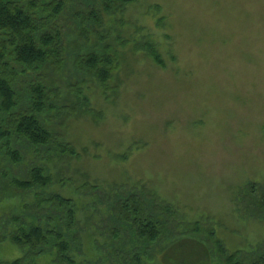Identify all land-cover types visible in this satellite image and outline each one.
Returning a JSON list of instances; mask_svg holds the SVG:
<instances>
[{"label":"rangeland","instance_id":"374dc122","mask_svg":"<svg viewBox=\"0 0 264 264\" xmlns=\"http://www.w3.org/2000/svg\"><path fill=\"white\" fill-rule=\"evenodd\" d=\"M75 9L82 18L71 17L76 24H67L76 35V28H85L89 41L70 43L69 49L65 45V77L57 80L64 102H58H77L65 97L71 98L69 90L78 87L100 119L81 116L62 129L48 108L40 120L56 132L57 141L39 153L14 136L10 146L23 162L15 165L9 155L0 154L1 227L6 229L7 218L20 212L22 202L36 200L10 182L28 179L33 168L41 167L54 183L41 190L42 197L58 194L76 201L81 240L69 234L65 239L78 264H103L106 252L95 251L104 240L90 236L85 224L94 207L100 210L84 195L86 185L99 186V195L113 185H140L172 205L190 227L202 222L205 230H214L231 253L241 252L243 261L264 255V220L253 216L263 213L264 197V0H141L103 25L87 19L95 9L91 0H76ZM146 43L157 48L165 67L148 55ZM94 46L107 48L114 60L107 88L75 64ZM42 72L48 75L53 69ZM34 76L15 85L20 110L32 111ZM56 144L71 146L78 156L61 155ZM251 185H256L255 193ZM45 209L39 220L48 226L59 214ZM60 223L52 226L66 232ZM177 230L173 239L163 237L156 247L149 246L153 260L143 257L145 264H163L162 248L183 237ZM6 238L1 231V264L25 255ZM201 238L213 248V241ZM57 254L50 250L27 262L61 264ZM212 256L210 264H226L218 254Z\"/></svg>","mask_w":264,"mask_h":264},{"label":"trees","instance_id":"16d2710c","mask_svg":"<svg viewBox=\"0 0 264 264\" xmlns=\"http://www.w3.org/2000/svg\"><path fill=\"white\" fill-rule=\"evenodd\" d=\"M139 1L141 0H91L95 9L89 13L87 19L103 25L105 19L115 17L118 10ZM75 6L76 0H0V154L9 155L15 165L23 161L10 146L14 136L21 142H27L38 153L57 141L56 132L40 120L48 108L55 113L54 120L62 129H65L72 119L81 116L93 120L100 119V115L90 108L89 99L78 87L75 92L69 90L68 95H72L71 98L65 97V101L76 98L77 102L63 106H59L58 102H64L57 80H63L65 77L61 69L65 65L64 54H69V50L65 48L69 49L70 43L89 41L85 28H76V35L75 27L67 24L72 21L71 17L82 18L79 13H74L77 12ZM71 7L74 8L73 12L69 9ZM99 41H102V38H99ZM142 46L157 65L165 67L153 44L146 43ZM96 47L87 53L84 60L77 58L75 64L83 66L91 75L98 77L107 88L113 78L114 60L107 48L98 51ZM47 67L53 69V72L45 75L42 71ZM19 70L22 71L20 76ZM9 72L11 77L5 76ZM32 74H35L34 82L37 81L31 88L32 111L20 110L15 85H20L21 82L18 81H23ZM57 74L59 76L55 77ZM54 149L61 155L78 156L69 145L56 144ZM127 159L124 158L125 161ZM46 172V168L35 167L30 171L28 179H13L10 182L22 193L34 194L36 200L31 205L22 202L20 212H15L14 217L9 218V215H6V229L0 224V232H7L6 240L25 253L22 259L3 264H28V259L32 263L35 258L46 255L50 250L57 251L61 264H78L69 254L71 244L65 239L69 234L73 235L76 242L81 240L78 234L76 201L58 194H53L47 199L42 197L39 194L41 190L46 191L54 184ZM115 186L99 195V186L86 185L83 192L86 197H91L92 208L94 205L100 208L97 210L94 207L95 213L87 216L85 224L90 227V236L104 240L103 243H98L96 250L94 249L96 252H100L99 248L106 249L101 256L104 259L103 264H145L143 257L149 261L153 260V248L149 250V246L156 247L163 237L173 239L177 229L179 237H183L162 248L163 264H210L213 262V254H218L219 259L226 264H264V255L256 259L249 257L243 261L239 257L241 252L231 253L224 242L217 239L216 232L205 230L202 222L190 227V224L180 220L172 205L161 200L153 191L140 185L121 189ZM249 189L255 193L257 187L251 185ZM15 196L17 195L10 197ZM261 202L263 213L255 212L253 216L255 219L264 220V197ZM45 207H50L59 214L56 220L48 221V226L39 220ZM95 220L97 221L94 223ZM53 221L55 224L62 222L59 226L66 232L61 233L56 226L53 227ZM98 224L100 226H97ZM188 230L189 232L185 233ZM202 235L213 241V248L205 243ZM125 254L130 256V261H127Z\"/></svg>","mask_w":264,"mask_h":264}]
</instances>
